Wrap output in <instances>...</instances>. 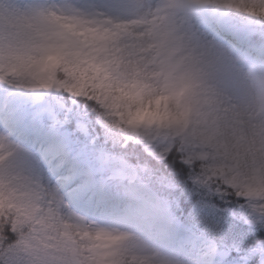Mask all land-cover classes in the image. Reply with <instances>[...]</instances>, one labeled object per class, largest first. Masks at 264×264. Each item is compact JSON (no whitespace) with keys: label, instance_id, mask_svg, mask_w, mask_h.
<instances>
[{"label":"clouds","instance_id":"obj_1","mask_svg":"<svg viewBox=\"0 0 264 264\" xmlns=\"http://www.w3.org/2000/svg\"><path fill=\"white\" fill-rule=\"evenodd\" d=\"M130 2V15H107L98 25L76 8L0 0V83L77 95L125 143L203 157L202 186L235 195L264 171V72L226 74L214 46L179 23L185 0ZM133 167L139 179L119 184L130 214L150 196L166 198L162 188L149 190L162 184L150 162ZM153 226L147 218L102 226L124 235L115 241L23 227L7 243L18 264H167L145 238Z\"/></svg>","mask_w":264,"mask_h":264},{"label":"rangeland","instance_id":"obj_2","mask_svg":"<svg viewBox=\"0 0 264 264\" xmlns=\"http://www.w3.org/2000/svg\"><path fill=\"white\" fill-rule=\"evenodd\" d=\"M25 2L56 3L83 12L102 11L116 17H125L134 11L130 0H25ZM105 3L112 7H96ZM206 7L211 19L241 33L249 34V40L254 45L253 55L248 56L233 49L220 37L198 27L185 7L179 14V23L183 29L194 39L214 46L221 57L226 74L235 75L238 68L264 72V59L258 58L255 54L257 46H260L264 53V17L251 16L211 4ZM6 85H9L11 90L8 94L0 87V104L4 103L3 116L15 117L18 126L26 124L23 129H26L27 133L20 144L28 148L30 154L23 159V171L25 175L33 178L38 175L44 186L63 201L65 207L62 209V215L81 217L90 223L103 226L117 222L131 225L138 218H147L154 226L145 230V238L153 251L167 264H250L252 258L249 256L233 258L228 252H219L215 241L207 237L203 230L194 226H183L174 218L173 207L166 199L158 201L150 196L136 213H127L120 195V183L114 178L122 170L123 164L128 163L119 158L107 159L98 150L85 144H69L66 137H58L60 141L56 145L47 147L44 142L56 137L55 127H43L39 122L40 113L32 111L26 105L23 98L28 94V89ZM32 92L35 95L47 94L34 90ZM1 119L2 116L0 123ZM0 125L3 127L1 133L4 138L15 139L13 129L8 130L3 122ZM17 144L20 145L18 142ZM61 155L63 157L61 160L66 162L59 167L57 165L60 162L53 164L50 170L52 173L50 171L37 173L35 161L39 157ZM67 163L70 166L75 164L74 171L69 172ZM104 188H107L106 192ZM99 194L101 198H98ZM244 200L251 210L250 221L262 218L249 207L248 201ZM93 202L94 210L85 211V207H90ZM97 210L99 213H95ZM250 253L258 258V264H264V242L259 243ZM239 255L240 253L237 256Z\"/></svg>","mask_w":264,"mask_h":264},{"label":"snow or ice","instance_id":"obj_3","mask_svg":"<svg viewBox=\"0 0 264 264\" xmlns=\"http://www.w3.org/2000/svg\"><path fill=\"white\" fill-rule=\"evenodd\" d=\"M200 5H216L218 7L234 9L251 16L264 17V0H194ZM96 7H112L110 4L97 5ZM85 18L90 23L102 24L107 18V14L102 11L85 12ZM63 87V86H62ZM71 93V89L67 90ZM75 104H71L69 111V101H65V106L53 105L51 108L43 111L39 117L40 124L48 128L52 125L64 132L73 124L77 125V133L86 139H93L95 146L108 147V141L111 140L113 149L118 144L113 139L117 134L103 127L99 132L96 131V122L87 115V109L80 107V101L77 95H68ZM84 101V100H83ZM121 142H123L121 140ZM7 152V155H5ZM171 150L156 151L150 143L143 146L137 156L140 161H148L156 170V179L160 183L167 181L164 171L173 166V161L178 159L183 164L192 169L194 181L200 185L203 184V177L206 170V164L203 157L194 160L191 157L186 159L178 158L170 154ZM12 152L7 147L6 138H0V225L3 226V234L0 235V264H18L17 255L8 247L9 241L17 233L19 228L28 227L30 231L51 230L59 232L63 237L75 240L81 239H123V234L113 233L102 227L103 225L90 223L81 217H65L62 215V209L65 207L63 201L52 191L44 186L39 176L36 178L27 176L25 186H21V174L14 172L9 163V157ZM57 161L59 167L66 161L61 160L59 156H42L35 163L37 173L43 171L47 173ZM140 173L133 166L123 164L122 170L117 173L115 180L119 183H135L139 179ZM235 185L225 184V188ZM217 191H223L217 189ZM235 196L244 198L248 201L249 207L264 217V171H259L253 180L237 188ZM93 225H96L94 228Z\"/></svg>","mask_w":264,"mask_h":264},{"label":"trees","instance_id":"obj_4","mask_svg":"<svg viewBox=\"0 0 264 264\" xmlns=\"http://www.w3.org/2000/svg\"><path fill=\"white\" fill-rule=\"evenodd\" d=\"M239 35L244 39L249 37L248 33H239ZM2 88L8 90L9 85L2 84ZM29 94L31 95L25 98L27 105L30 106L31 110L38 111L40 114L53 105L64 107L65 101H69V111H71L70 105L76 103L66 93L53 92L36 96L29 90ZM80 107L87 109V115L96 122V131H101L103 126L99 123L97 114L92 110L90 103L81 100ZM11 122L15 132L20 137L25 136L23 126H17L15 121ZM60 134L65 135L76 144L93 145V139H86L77 133V125L75 124ZM0 138H4L1 131ZM113 139L118 144L115 149H113L111 140L108 141L107 149L95 146L96 149L110 157L121 158L130 166H134L139 160L137 154L143 150V147L121 142L118 135L114 136ZM6 141L7 147L12 152L9 163L14 172L25 175L23 159L29 155L28 151L22 149L15 142L7 140V138ZM164 175L167 176V181L159 186L153 183L150 189L158 192L162 188L167 200L172 204L174 201L179 204V208L175 209L176 217L184 224L203 229L210 238L215 240L220 251L231 252L232 256H235L237 252H240V256H247L256 249L259 243L264 242V217L254 219V226L248 225L247 220L251 216V210L245 204L244 199L229 195L224 191L209 190L196 183L192 169L178 159L173 161L172 167L164 171ZM250 264H258V258L252 256Z\"/></svg>","mask_w":264,"mask_h":264},{"label":"bare ground","instance_id":"obj_5","mask_svg":"<svg viewBox=\"0 0 264 264\" xmlns=\"http://www.w3.org/2000/svg\"><path fill=\"white\" fill-rule=\"evenodd\" d=\"M188 8H190V7H189V3H188Z\"/></svg>","mask_w":264,"mask_h":264}]
</instances>
